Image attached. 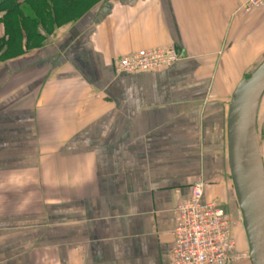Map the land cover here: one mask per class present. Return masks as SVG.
<instances>
[{
    "label": "crops",
    "instance_id": "1",
    "mask_svg": "<svg viewBox=\"0 0 264 264\" xmlns=\"http://www.w3.org/2000/svg\"><path fill=\"white\" fill-rule=\"evenodd\" d=\"M246 1L101 0L40 49L0 52V264H169L197 181L247 254L227 161L232 94L264 59V8ZM155 47L180 60L114 72Z\"/></svg>",
    "mask_w": 264,
    "mask_h": 264
},
{
    "label": "built area",
    "instance_id": "2",
    "mask_svg": "<svg viewBox=\"0 0 264 264\" xmlns=\"http://www.w3.org/2000/svg\"><path fill=\"white\" fill-rule=\"evenodd\" d=\"M264 8V0H247L243 10ZM180 60L174 47H155L129 53L112 62L116 74H142L165 70ZM205 184L191 185L189 198L172 209L176 225L169 264H235L246 253L234 251L233 222L224 209L203 201Z\"/></svg>",
    "mask_w": 264,
    "mask_h": 264
},
{
    "label": "water",
    "instance_id": "3",
    "mask_svg": "<svg viewBox=\"0 0 264 264\" xmlns=\"http://www.w3.org/2000/svg\"><path fill=\"white\" fill-rule=\"evenodd\" d=\"M263 95L264 59L236 85L227 118V161L249 264H264V167L257 136Z\"/></svg>",
    "mask_w": 264,
    "mask_h": 264
},
{
    "label": "rangeland",
    "instance_id": "4",
    "mask_svg": "<svg viewBox=\"0 0 264 264\" xmlns=\"http://www.w3.org/2000/svg\"><path fill=\"white\" fill-rule=\"evenodd\" d=\"M101 0H79V1H66V0H50V3L48 4L46 2H43V5H39L37 8V5L34 4L31 11L29 9H26L23 11V16H28L30 18V21L33 22L34 18L38 17L41 13L44 11H49L50 18H45L44 20L40 21H34L36 22L37 26L33 27L32 30L29 33V36L27 35L25 37L26 42L28 41L27 37H29V44L31 50H38L42 47L44 41L47 39L45 36H40L37 34L40 32L42 35H50L53 33V31L64 24H67L69 22L74 21L79 16L84 14L85 10H88L94 5H97ZM37 8V9H36ZM35 11V12H34ZM48 12V13H49ZM45 13V12H44ZM18 19L22 21V16H19ZM39 19V18H37ZM22 23V22H21ZM26 23V22H25ZM33 34V35H32ZM24 37L21 40V46L23 42ZM17 44V43H16ZM21 46L17 49H12L13 53L10 51V55L8 57H17L20 53H22ZM29 45H27L28 47ZM10 49V50H11ZM1 51H4V48L1 49ZM0 51V52H1ZM9 51V49L7 50ZM0 62H4V60H0ZM258 134H259V140L260 143H264V95L261 100L260 104V110L258 112ZM264 146V145H263ZM234 241V238H232ZM234 249L236 251V242L234 241ZM238 264H249V261H247L246 258H242L239 260Z\"/></svg>",
    "mask_w": 264,
    "mask_h": 264
},
{
    "label": "trees",
    "instance_id": "5",
    "mask_svg": "<svg viewBox=\"0 0 264 264\" xmlns=\"http://www.w3.org/2000/svg\"><path fill=\"white\" fill-rule=\"evenodd\" d=\"M39 1L40 0L34 1V4L37 3V8L39 7ZM42 1L45 2V4L46 2L48 4L50 3V0ZM21 4L22 3L19 2V0H0V51L2 48H4V51H7L8 49L10 50L11 48L17 49L21 46L22 38L27 35L29 36L32 26H37V23L34 21L41 22L45 18H50L51 13L49 11H44L45 13H41L38 17L33 19V22H31L28 16H23L22 13L25 8H22ZM19 16H22V21L18 19ZM37 34L40 36L39 32ZM27 39L29 40V37H27Z\"/></svg>",
    "mask_w": 264,
    "mask_h": 264
}]
</instances>
